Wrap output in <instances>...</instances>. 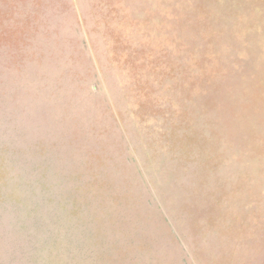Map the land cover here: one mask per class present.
Returning <instances> with one entry per match:
<instances>
[{
	"label": "rangeland",
	"instance_id": "obj_1",
	"mask_svg": "<svg viewBox=\"0 0 264 264\" xmlns=\"http://www.w3.org/2000/svg\"><path fill=\"white\" fill-rule=\"evenodd\" d=\"M0 264H264V0H0Z\"/></svg>",
	"mask_w": 264,
	"mask_h": 264
}]
</instances>
